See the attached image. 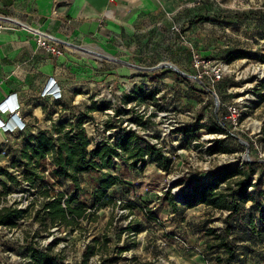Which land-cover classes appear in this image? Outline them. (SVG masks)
I'll return each mask as SVG.
<instances>
[{
	"label": "rangeland",
	"instance_id": "obj_1",
	"mask_svg": "<svg viewBox=\"0 0 264 264\" xmlns=\"http://www.w3.org/2000/svg\"><path fill=\"white\" fill-rule=\"evenodd\" d=\"M211 1L206 6L201 1L197 4L199 22L180 41L190 56L193 50L206 59V71L215 66L222 69L219 81L194 79L190 60L185 68L176 65L186 73L182 75L168 66L170 57L160 56L144 62V70L118 73L119 91L100 95L109 106L94 112L95 117L83 110L88 123L83 122L82 127L89 149L95 144L115 145L123 129L130 130L140 146L156 144L167 154L171 159L167 171L145 156L143 167L129 168L123 175L119 171L126 154L118 147L121 155L113 157L112 166L93 175L94 180L109 174L119 176L121 181L106 190L112 203L97 210L88 208L85 219L62 227L38 221L36 215H41L45 189L50 196L56 191L66 193L70 180L52 173L56 167L50 154L28 165L21 158V145L34 134L1 141L0 166L15 180L0 174V208L17 206L26 212L13 225L0 224V264H34L28 244L47 250L56 264H218L214 253L206 251L204 229L205 225L221 228L227 212L199 204L173 213L164 193L169 191L179 200L191 183L209 180L223 165L264 162V0ZM238 51L245 55L234 56ZM129 76L135 84L128 92L121 82ZM148 94L153 95L145 98ZM232 102L241 108L238 127H225L227 133L212 131ZM77 120L63 113L52 125V136L68 131ZM44 130L39 128L36 134ZM217 144L224 151H207ZM253 169L252 182L260 181L264 192V166L256 163ZM78 181L83 190L73 204L86 201L84 190L94 187L85 172L78 175ZM263 204L264 197L248 200L236 218L234 226L241 237L231 234L236 253L232 264H264V235L255 232ZM244 223L247 234H243ZM136 227L138 231H134ZM120 247L124 249L120 251Z\"/></svg>",
	"mask_w": 264,
	"mask_h": 264
},
{
	"label": "crops",
	"instance_id": "obj_2",
	"mask_svg": "<svg viewBox=\"0 0 264 264\" xmlns=\"http://www.w3.org/2000/svg\"><path fill=\"white\" fill-rule=\"evenodd\" d=\"M200 1L204 6L212 2L0 0V22L6 26L0 31V103L6 98L17 100L20 108L15 112L27 124L13 134L0 132V146L8 137L35 135L39 128L55 134L52 125L63 113L85 114V109L95 117L99 110L95 106L106 102L100 95L120 89L117 74L144 70L142 65L149 59L167 56L170 64L185 68L190 55L180 38L189 36L199 22ZM38 35L57 43L63 53L40 48ZM53 79L63 89L61 98L41 95ZM123 79L122 87L129 92L135 81L130 76ZM0 118L12 119L8 111L0 112Z\"/></svg>",
	"mask_w": 264,
	"mask_h": 264
},
{
	"label": "trees",
	"instance_id": "obj_3",
	"mask_svg": "<svg viewBox=\"0 0 264 264\" xmlns=\"http://www.w3.org/2000/svg\"><path fill=\"white\" fill-rule=\"evenodd\" d=\"M245 17V16H244ZM247 17V16H246ZM245 52L238 51L234 56H244ZM230 57V56H229ZM148 94L145 98L152 96ZM108 102H101L95 106L96 109H105ZM83 113L75 115L79 120L76 124L63 134L58 133L56 137L47 134L45 131L38 132L36 135H30L24 145H21L20 156L27 163L33 159L37 161L45 158L47 154L52 157V162L56 167L52 173L56 177H64L70 180L66 193L56 191L50 196L48 189H45L43 195L45 200L40 204L41 215H36V219L42 222H49L62 227H72L85 219L90 213L88 208L97 210L106 206L113 201V197L106 194V190L116 185L121 180L119 176L109 174L102 180L93 179L101 169L112 166L113 157L121 155L117 148L120 147L125 152L124 164L119 172L123 175L129 171V168H141L145 165V156L154 162L159 168L168 170L171 165V159L156 144L146 142L142 147L136 139L137 136L133 131L123 129V133L118 137L115 145L95 144L92 148H88L89 140L86 137L82 123L85 121ZM212 131H221L227 133L226 128L214 123ZM224 148L212 145L207 148L209 153H214ZM260 164L264 166V162H244L242 165H223L211 174V178L207 181L196 180L191 183L190 189L184 192L179 200L171 197L169 191L164 195L168 197V205L171 206L173 213L184 208H191L199 204H204L212 210L226 211L223 217V225L221 228H213L205 225L204 233L207 236L205 246L209 255L214 253L216 263L232 264L236 257L234 250V241L231 234L240 238L238 230L234 226V222L239 214L242 213L244 204L250 199H259L264 197L262 192V184L260 181L252 182L251 174L254 171L253 165ZM138 164V165H137ZM87 173L91 179L93 190H84L86 201L79 200L77 204L73 201L78 198V191L83 190L82 185L78 181V175ZM5 175L14 181L15 176L9 174L5 168L0 166V174ZM129 173V172H128ZM3 183V182H2ZM252 187L253 190H248ZM257 192V196L255 193ZM263 195V196H262ZM179 201V202H178ZM91 202V207L87 206ZM180 203V204H179ZM258 213L257 227L255 232L260 236L264 235V204ZM26 210L17 208V206H3L0 208V224L13 225ZM150 214H148L149 216ZM247 223L242 226L243 234H247ZM130 228V225L127 226ZM134 231H138L136 227ZM124 248L120 247V251ZM30 258L34 264H56L55 256L51 255L47 250H41L27 245ZM211 257V256H209Z\"/></svg>",
	"mask_w": 264,
	"mask_h": 264
},
{
	"label": "built area",
	"instance_id": "obj_4",
	"mask_svg": "<svg viewBox=\"0 0 264 264\" xmlns=\"http://www.w3.org/2000/svg\"><path fill=\"white\" fill-rule=\"evenodd\" d=\"M6 26H4L0 22V31H2ZM36 43L40 48L43 50L54 54V55H60L63 53V49L59 47V45L55 42L50 41L48 38L38 35L36 36ZM190 63L192 66V70L194 74L192 77L194 79H201V78H209L212 82H217L223 75V71L219 66H215L210 71H206V59L200 55L195 54L193 50H191V56H190ZM42 96H52L55 99L61 98L63 95V89L59 87V85L56 83V81L53 79L41 92ZM20 104L17 100H12L10 98H6L4 101L0 103V112L5 113L8 111L10 113V116L12 119L8 120H2L0 118V132L7 133V134H13L16 131H23L26 128V122L21 120L19 116L17 115V111L20 108ZM16 111V112H15ZM80 112H75V115H78ZM241 108L238 104H235L234 102L228 104L226 106V109L221 114V117H219V125L223 128L225 127H231V128H237L240 123V117H241ZM12 121V122H11Z\"/></svg>",
	"mask_w": 264,
	"mask_h": 264
},
{
	"label": "water",
	"instance_id": "obj_5",
	"mask_svg": "<svg viewBox=\"0 0 264 264\" xmlns=\"http://www.w3.org/2000/svg\"><path fill=\"white\" fill-rule=\"evenodd\" d=\"M168 66H170L171 68H173L175 71H177L178 73L184 75L186 73H184L183 71H181L176 65L174 64H168ZM188 75V74H187Z\"/></svg>",
	"mask_w": 264,
	"mask_h": 264
},
{
	"label": "bare ground",
	"instance_id": "obj_6",
	"mask_svg": "<svg viewBox=\"0 0 264 264\" xmlns=\"http://www.w3.org/2000/svg\"><path fill=\"white\" fill-rule=\"evenodd\" d=\"M99 57H105V56L102 55V54H101V55L99 54ZM108 58H109L110 60H113V61H119V60H117V58H110V57H108ZM123 62H125V61H123ZM128 64H129V63H128Z\"/></svg>",
	"mask_w": 264,
	"mask_h": 264
}]
</instances>
